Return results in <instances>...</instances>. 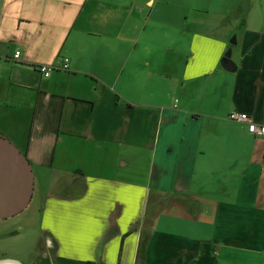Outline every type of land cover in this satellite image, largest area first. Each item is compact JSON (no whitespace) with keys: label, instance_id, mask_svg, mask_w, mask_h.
<instances>
[{"label":"crops","instance_id":"0c3cea01","mask_svg":"<svg viewBox=\"0 0 264 264\" xmlns=\"http://www.w3.org/2000/svg\"><path fill=\"white\" fill-rule=\"evenodd\" d=\"M234 112L264 125V0H0L39 229L0 264H264V136Z\"/></svg>","mask_w":264,"mask_h":264},{"label":"water","instance_id":"95a60500","mask_svg":"<svg viewBox=\"0 0 264 264\" xmlns=\"http://www.w3.org/2000/svg\"><path fill=\"white\" fill-rule=\"evenodd\" d=\"M222 58L224 69L234 72L233 45ZM35 174L30 160L9 139L0 136V219L12 218L28 208L35 193Z\"/></svg>","mask_w":264,"mask_h":264},{"label":"rangeland","instance_id":"374dc122","mask_svg":"<svg viewBox=\"0 0 264 264\" xmlns=\"http://www.w3.org/2000/svg\"><path fill=\"white\" fill-rule=\"evenodd\" d=\"M29 208L12 218L0 220V259H12L14 255L25 257L26 248H30V252L27 251L29 257L36 254L35 244L39 238V229L38 226L28 225L35 219L32 217L37 213L36 204L28 211Z\"/></svg>","mask_w":264,"mask_h":264},{"label":"built area","instance_id":"2783aa9c","mask_svg":"<svg viewBox=\"0 0 264 264\" xmlns=\"http://www.w3.org/2000/svg\"><path fill=\"white\" fill-rule=\"evenodd\" d=\"M21 50L15 51L13 57L15 60L20 58ZM37 70L43 74L44 77H50L51 74L56 69H62V70H68L70 68L69 58L64 59V64L62 68L56 65H50V64H39L38 67H36ZM178 102V100H177ZM231 120H238V121H246L248 123V131L252 134H259L261 136H264V125L258 124L254 121H250L251 118L248 114L242 113V112H234L230 116Z\"/></svg>","mask_w":264,"mask_h":264},{"label":"flooded vegetation","instance_id":"af4514ba","mask_svg":"<svg viewBox=\"0 0 264 264\" xmlns=\"http://www.w3.org/2000/svg\"><path fill=\"white\" fill-rule=\"evenodd\" d=\"M7 219V218H6ZM1 220V219H0Z\"/></svg>","mask_w":264,"mask_h":264}]
</instances>
